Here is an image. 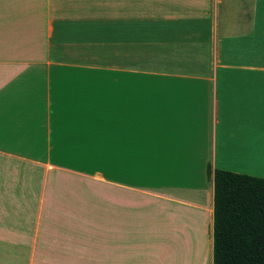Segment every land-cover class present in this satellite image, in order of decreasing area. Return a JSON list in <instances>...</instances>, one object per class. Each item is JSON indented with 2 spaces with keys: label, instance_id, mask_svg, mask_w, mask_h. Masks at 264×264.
<instances>
[{
  "label": "crops",
  "instance_id": "1",
  "mask_svg": "<svg viewBox=\"0 0 264 264\" xmlns=\"http://www.w3.org/2000/svg\"><path fill=\"white\" fill-rule=\"evenodd\" d=\"M210 167L264 180V0H0V264H213Z\"/></svg>",
  "mask_w": 264,
  "mask_h": 264
},
{
  "label": "trees",
  "instance_id": "2",
  "mask_svg": "<svg viewBox=\"0 0 264 264\" xmlns=\"http://www.w3.org/2000/svg\"><path fill=\"white\" fill-rule=\"evenodd\" d=\"M213 264H264V180L212 170Z\"/></svg>",
  "mask_w": 264,
  "mask_h": 264
},
{
  "label": "rangeland",
  "instance_id": "3",
  "mask_svg": "<svg viewBox=\"0 0 264 264\" xmlns=\"http://www.w3.org/2000/svg\"><path fill=\"white\" fill-rule=\"evenodd\" d=\"M97 234H100L101 232H103V230H97ZM100 236V235H99ZM97 237V239H102L103 237ZM97 244L93 245L96 255L94 256V259H92V264H105L104 259H103V243H101V241H96ZM176 247L173 246H169V252L171 253L169 256V259L167 261H163L161 262V260H157V264H173V258L172 257H176L177 256V249L180 248V255H182V257L180 258L181 260L188 258L190 256H185L184 254V250L182 245H175ZM175 253V254H174ZM193 258V260H190V264H199L198 260H200V258H198V256L196 254H192L191 255ZM196 261V262H195Z\"/></svg>",
  "mask_w": 264,
  "mask_h": 264
}]
</instances>
